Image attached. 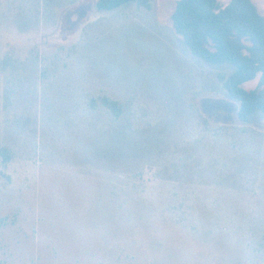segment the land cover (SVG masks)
Wrapping results in <instances>:
<instances>
[{
    "label": "rangeland",
    "instance_id": "obj_1",
    "mask_svg": "<svg viewBox=\"0 0 264 264\" xmlns=\"http://www.w3.org/2000/svg\"><path fill=\"white\" fill-rule=\"evenodd\" d=\"M97 1L0 0V264H264V116L239 123L233 66L193 55L178 0Z\"/></svg>",
    "mask_w": 264,
    "mask_h": 264
},
{
    "label": "trees",
    "instance_id": "obj_2",
    "mask_svg": "<svg viewBox=\"0 0 264 264\" xmlns=\"http://www.w3.org/2000/svg\"><path fill=\"white\" fill-rule=\"evenodd\" d=\"M135 3L149 8L150 0H98L99 12L115 11ZM176 33L193 55L213 65L229 64L234 71L224 80L227 95L238 102L239 123L264 116V14L252 0H178L171 15ZM255 82L253 88L248 83ZM116 117L121 107L103 97ZM7 151L3 150L5 159Z\"/></svg>",
    "mask_w": 264,
    "mask_h": 264
}]
</instances>
